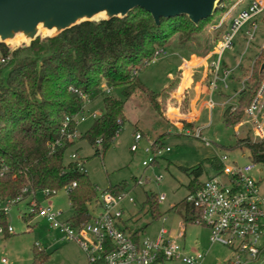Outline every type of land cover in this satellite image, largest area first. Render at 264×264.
Here are the masks:
<instances>
[{"label":"trees","instance_id":"16d2710c","mask_svg":"<svg viewBox=\"0 0 264 264\" xmlns=\"http://www.w3.org/2000/svg\"><path fill=\"white\" fill-rule=\"evenodd\" d=\"M223 1L217 9L224 8ZM209 18L195 25L181 15L161 18L156 24L148 11L137 7L123 17L85 20L55 36H37L28 45L12 50L0 42V58L8 57L0 61V200L31 196L37 202V196L43 191H47L45 197L50 198L74 182L67 190L71 210L67 220L72 226L89 221L93 210L90 205L97 206V187L88 178L83 159L64 161L67 148L74 142L59 140L64 118L82 109L84 95L92 100L100 97L101 114L79 137L95 147L93 155H98L100 150L105 152L127 120L124 104L128 98L142 92L159 111L179 81L175 77L162 90L161 102H158L155 93L139 79V70L157 57V51L175 44V35H178L176 44L187 47L191 33L199 30ZM201 48L197 53L204 56L209 46ZM257 57L237 93L234 109L227 107L229 109L223 112L225 126L233 127L239 122L260 84L263 71L258 69L264 49ZM103 84L108 89L122 87V97L108 94L102 89ZM68 129H73L72 123ZM235 146L246 149L251 161L264 164V139L237 138ZM152 147L154 151L159 148L155 141ZM207 162L210 168L220 171L217 156L208 158ZM180 169L193 175L188 193L194 192L200 186L198 177L203 166ZM136 180L133 177L134 184ZM127 186L128 183L122 181L103 192L116 194L126 191ZM146 202L153 218L162 217L156 194L147 195ZM197 217L198 209L186 196L184 222L195 223ZM0 224L6 228L5 214H1ZM140 230L137 228L131 233L136 237ZM9 235L5 231L1 236ZM32 252L35 264H43L48 259L49 255L35 246Z\"/></svg>","mask_w":264,"mask_h":264},{"label":"rangeland","instance_id":"374dc122","mask_svg":"<svg viewBox=\"0 0 264 264\" xmlns=\"http://www.w3.org/2000/svg\"><path fill=\"white\" fill-rule=\"evenodd\" d=\"M236 1L238 0H224V8L217 9L199 30L191 33L187 47L176 44L178 35H175L173 37L175 44L168 46L156 60L139 70L138 77L141 82L149 90L160 93L170 82L167 79V72L176 73V66L182 61L180 56L187 57V48L198 54L197 52L202 49L201 47L208 45L209 52L226 29L232 14L239 8L246 6L250 0H241L238 3L222 24L223 29L221 31L219 28L213 29L225 11ZM98 19L93 18V20ZM260 20L259 18L257 21L258 27L254 41L248 47L244 39V31L247 28L245 25L236 33L232 47L224 51L222 59L225 64L227 63L226 66L232 69L228 80L229 87L221 93L214 94V101L217 105L210 114L208 109L203 108L196 122L182 118L176 123L173 119L162 114L163 111L165 112L166 105L163 106L162 110H155L144 93L136 92L125 101L124 112L127 120L121 124L118 134L105 152L102 153L100 150L98 155H93L95 147L90 145L86 139L79 137L92 122V119L88 117L78 124L77 137L73 144L67 148L64 156L65 162L71 161L70 154L77 152V147H79L77 159L78 161L83 159L87 176L97 187L98 197L108 186L126 181L128 183L126 190H131L134 186L133 177L136 176V179L137 177L146 178L142 184H137L134 190H131V194L135 198V205H127L126 216L130 215L127 221L128 230H134L138 227L141 228L142 236L154 237L161 228H165L169 230V236L174 237L180 229H183L184 236L178 238V242L186 251L208 249L205 264H214L218 259L224 257L227 251L220 245H210L209 232L206 228L197 223L184 222V199L188 194V183L193 175L183 172L180 168H189L201 164L203 172L198 177L201 182L218 173L209 167L208 158L226 154L231 161H236L239 165L250 160L248 151L236 147L235 144L237 138L246 136L253 141L255 140L251 131L253 127L251 119L243 113L239 122L230 127L224 125L222 115L225 109H229L227 107L234 109L237 93L241 89L243 81L250 75L254 62L258 58L260 43L264 39V24ZM262 20L264 22V14ZM217 31L220 33L217 39H214ZM38 36L43 37L42 35ZM1 43L6 46L8 44L5 41ZM28 43H15L7 47L14 49ZM191 65L189 64V66ZM198 74L199 70H196L194 81L198 78ZM102 89H105L108 94L122 97V87L108 89L103 84ZM191 96L192 90L185 94L180 105L181 113L188 110ZM207 97L208 94L201 95L198 104L202 100H206ZM178 104L177 99L171 100V105L176 106ZM84 110L88 113L96 111L101 114L102 102L100 97L85 101ZM197 125L204 126L201 130V136L209 141V145H206L202 138L182 132L181 127L184 131L191 132ZM136 132H140L143 137L138 143V149L131 151L130 145ZM154 141L159 147L158 150L163 148L164 150L155 158L157 164L154 162L149 167H144L142 161L149 157L144 148ZM165 147L170 149L166 150ZM156 175H162V179L158 183L154 181ZM253 176L259 181L260 189L264 192V164L255 163ZM150 194H156V196L164 194L165 199L158 205V211L162 217H166L165 220H162V217H152L146 202V196ZM37 202L43 206L49 204L55 210L62 211V219L71 215L66 188L60 189L49 199L43 195H38ZM32 203L31 196L11 202V209L7 214V223L12 226L13 234L7 237L0 236V259L6 258V264H35L32 258V248L38 245L39 248L35 246L37 249L44 250L49 255L45 261L46 264H84L82 251L76 243L63 239L38 215L28 214ZM90 208H93L92 204ZM0 264L3 263L0 261Z\"/></svg>","mask_w":264,"mask_h":264},{"label":"built area","instance_id":"2783aa9c","mask_svg":"<svg viewBox=\"0 0 264 264\" xmlns=\"http://www.w3.org/2000/svg\"><path fill=\"white\" fill-rule=\"evenodd\" d=\"M241 0L233 3L213 26L218 29ZM264 0H250L246 6L239 8L230 17L226 29L214 46L207 53L208 64L205 75L207 81V94L205 106L212 110L217 103L214 94L222 92L229 87V77L232 69L226 66L222 59L226 49H230L236 33L245 25L244 39L246 45L254 41L258 19L264 24ZM228 27V28H227ZM264 49V39L260 43V50ZM164 53L159 50L156 55ZM8 57H1L4 62ZM83 95V94H82ZM85 101H88L85 96ZM100 113L87 112L84 104L80 111L64 118L60 128V141L73 142L77 137V126L88 117L96 119ZM245 115L252 121V135L255 140L264 139V69L260 84L245 110ZM73 129L69 130V124ZM204 126H196L191 132L194 137L202 138L206 145L209 141L201 136ZM142 134L136 132L130 145L131 151L138 149ZM57 140V143H60ZM99 142V141H98ZM169 150V147H165ZM163 149L154 151L152 142L144 148L149 154L148 159L142 161L144 167H149ZM71 161H78V153L70 154ZM221 169L217 174L201 181L200 186L192 193L187 194V200L198 209L195 223L206 228L209 232L210 245H220L227 254L214 264H264V192L260 189L259 181L253 176L255 162L239 165L231 161L226 154L217 155ZM146 179V178H145ZM142 177H137V184L143 183ZM162 175L154 177L159 182ZM73 182L70 186H73ZM136 184V185H137ZM67 186L66 189L70 188ZM47 191L41 195L45 197ZM158 202L165 199L164 194L157 196ZM46 199H49L45 197ZM15 200H0V217L6 215L11 209V202ZM127 203H135V198L129 190L119 193L105 191L98 197L97 206H93L92 217L89 221L78 226H72L67 219H62V211L55 210L49 204H38L33 199L28 214H36L44 219L51 229L60 233L63 239L76 243L83 252L87 264H205L208 249H192L186 251L178 242L184 236L183 229L174 236H169V230L161 228L154 237L133 236L123 227L122 219ZM13 234V228L7 223L6 228L0 224V236L4 232ZM39 248L38 245H35ZM1 263L6 264L7 259L2 257ZM46 264V263H43Z\"/></svg>","mask_w":264,"mask_h":264},{"label":"water","instance_id":"95a60500","mask_svg":"<svg viewBox=\"0 0 264 264\" xmlns=\"http://www.w3.org/2000/svg\"><path fill=\"white\" fill-rule=\"evenodd\" d=\"M221 1L0 0V42L23 33L30 36L28 41L30 43L38 36L35 34L38 25L47 29H55L54 33L43 35V37L55 36L81 21L93 20V17L99 13H105V17L100 19L123 17L137 7L148 11L156 24H159L161 18L185 15L196 25L200 20L211 17ZM263 69L264 60L260 64L259 72Z\"/></svg>","mask_w":264,"mask_h":264},{"label":"crops","instance_id":"0c3cea01","mask_svg":"<svg viewBox=\"0 0 264 264\" xmlns=\"http://www.w3.org/2000/svg\"><path fill=\"white\" fill-rule=\"evenodd\" d=\"M164 52H165V50H164ZM186 56H185L186 58L180 56L182 61L176 66V73L175 74H173L170 71L167 72V79L170 80L169 84L171 83V81L175 77H178L179 81H178L176 88L169 93V95L166 99L165 112L163 111L162 114L167 116L169 119H173V121L176 123L179 122V120L182 118H184L188 121H195L196 122L198 120V118L200 117V113H201L202 109L203 108L208 109L205 106V100H202L198 104V102L200 101L201 95L207 94V81H206L205 75L207 73L208 57H207V55H205V56L198 55L188 48L186 49ZM157 57L154 60H156ZM189 64H192V65L189 66ZM196 70H199V74H198L199 76L194 81V74H195ZM168 85H166L164 88H166ZM190 90H192V96H191L190 101L188 103V110L184 113H181L180 112V109H181L180 105L182 104L181 102H182L185 94L189 93ZM161 92L160 93L154 92L155 93V99L158 102H161ZM173 99H177L179 104L176 106L171 105V100H173ZM210 113H211V110H209V114ZM77 148L79 151V147H77ZM162 156H163V154H162ZM154 162H156V161H154ZM155 164H157V162ZM135 187H136V184H134V186L131 190H134ZM131 190H129V191L131 192ZM103 191L101 193H103ZM161 202H159V204ZM127 205H133L134 206L135 203H127L125 205L122 224L126 230H128L127 221L129 220V217H130V215L126 216V213L128 212V206ZM132 212L134 213L135 211H132ZM68 217L63 218V219H67ZM165 219H166V217H162V220H165ZM137 228H134V229H137ZM128 231L132 232L133 230H128ZM56 232H58V231H56ZM139 235L142 236L140 232H139ZM80 251H81V249H80ZM82 254H83V252H82ZM83 259H84V264H87V261H86L84 254H83Z\"/></svg>","mask_w":264,"mask_h":264},{"label":"bare ground","instance_id":"6f19581e","mask_svg":"<svg viewBox=\"0 0 264 264\" xmlns=\"http://www.w3.org/2000/svg\"><path fill=\"white\" fill-rule=\"evenodd\" d=\"M105 17V13H99L95 15L93 18H103ZM55 32V29H47L46 27H43L42 25H38L36 28L35 34L37 35H50ZM30 39V36L28 34L19 33L15 35L12 38L6 39L5 42L8 43V45H13L15 43H27Z\"/></svg>","mask_w":264,"mask_h":264}]
</instances>
